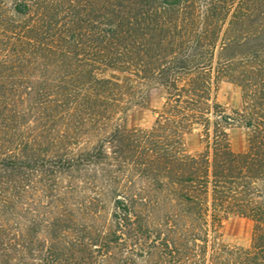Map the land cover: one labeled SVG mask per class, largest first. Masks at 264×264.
<instances>
[{"label":"trees","instance_id":"16d2710c","mask_svg":"<svg viewBox=\"0 0 264 264\" xmlns=\"http://www.w3.org/2000/svg\"><path fill=\"white\" fill-rule=\"evenodd\" d=\"M197 7L196 0H0V36L10 41L13 52L23 54L22 69L43 64L58 75L53 83L56 92L40 96L47 114L58 118L100 127L128 112L137 96L136 84L163 83L165 152L157 146L153 160L165 156V178L174 201L205 225L209 220L221 224L229 216L251 220L254 236L245 261L264 264V54H260L264 0H238L223 32L219 25L230 12L223 17L220 8L216 14L215 3L201 17ZM243 24L247 30L241 43L232 35ZM106 39L118 48L113 59L104 48ZM231 42L249 47L257 75L245 79L255 83L254 90L240 84L243 109L229 113L214 92L217 77L225 75L232 60L224 65H215L214 60ZM18 63L10 60L0 66L11 71ZM235 127L248 133L243 154L231 149L228 132ZM120 130L115 127L102 146L86 154L106 163L125 153L151 159L149 141L135 140L136 134ZM187 137L199 140L198 151L187 148ZM106 145H111L109 151ZM17 148L20 144L8 154L0 152V177L9 175L3 180L14 189L27 186L23 170L50 173L56 183L57 168L64 164L74 168L77 163L74 159L53 163L35 152L23 155ZM67 212L68 218L60 214L54 218L48 244L35 240L41 264H103L113 254L122 257L120 264H137L129 259L130 251L150 241L148 226H139L141 216L133 199L115 201L112 225L103 233L77 223ZM128 241L132 245L126 248L123 242ZM26 243V236L7 233L0 225V264L6 248L14 246L21 254ZM191 246L195 245L185 249ZM187 260L196 262L195 257Z\"/></svg>","mask_w":264,"mask_h":264},{"label":"rangeland","instance_id":"374dc122","mask_svg":"<svg viewBox=\"0 0 264 264\" xmlns=\"http://www.w3.org/2000/svg\"><path fill=\"white\" fill-rule=\"evenodd\" d=\"M196 1L201 17L214 9L212 5L215 3L216 14H220V8H224L221 12L223 17L230 12L226 22L219 25L222 32L226 30L238 3V0ZM246 30L244 24L240 25L236 35L232 36L242 43ZM218 42L217 48L221 46V38ZM103 45L110 58H115L116 44L106 39ZM12 50L10 41L0 36V64L19 61L11 71L0 66V152L4 150L2 153L8 154L20 144L17 149L23 155L35 152L53 163H67L70 159L77 163L74 168L63 163L64 167L54 171L57 184L50 173L34 174L27 169L21 172L24 180L27 179L26 187L14 189L3 180H9V175L0 177V182L4 181L0 183V225L7 233L27 237L21 254L14 251V246L6 248L5 264H41L36 260L39 255L35 240L48 244L50 225L59 214L68 218L67 210L73 213L71 218L77 223L107 232L112 225L115 201L124 198L134 200L141 216L139 226L149 228V243L134 247L128 255L137 264H193L187 257H195V264H247L245 252L251 249L254 236L252 221L229 216L223 218L221 224L209 220L205 225L187 214L184 207L174 201L165 178V156L160 161L153 160L157 146L165 152L166 94L163 83L136 84V99L129 104L128 112L118 115L116 120L104 122L100 127L94 123L83 124L47 114L45 105L40 103V96L56 92L53 83L58 75L51 69H44L43 64L34 65L30 70L22 69L20 66L26 63L21 58L23 54L20 50L18 53ZM261 50L260 54H264V45ZM250 52L244 44L237 46L231 42L226 51L215 57V65H224L227 59L232 60L231 67L224 73L226 76L217 77L214 92L217 103L229 113L243 109L245 99L240 84H247V77L253 80V73L257 75V65L249 56ZM247 54L249 59L244 64ZM169 62V58L165 59V65ZM254 84L248 82L246 90H254ZM117 126L121 132L136 134L135 140L149 141V149L154 152L151 159L125 153L118 160L106 163L95 155L91 158L86 154L90 148L102 146V140L108 138L106 134ZM228 133L232 151L245 153L248 149L247 131L235 127ZM185 143L191 152L199 150L200 142L196 137H187ZM107 147L111 148V145H106L105 150L109 151ZM128 242H123L126 248L132 245ZM187 245L195 246L185 249ZM121 258L113 254L106 257L103 264H120Z\"/></svg>","mask_w":264,"mask_h":264}]
</instances>
